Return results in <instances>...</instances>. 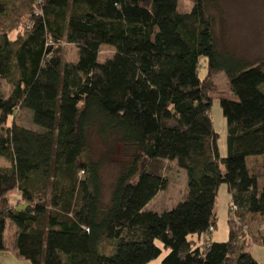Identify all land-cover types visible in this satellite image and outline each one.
<instances>
[{"label": "trees", "instance_id": "trees-1", "mask_svg": "<svg viewBox=\"0 0 264 264\" xmlns=\"http://www.w3.org/2000/svg\"><path fill=\"white\" fill-rule=\"evenodd\" d=\"M178 1L0 0V79L11 87L0 95V158L9 162L0 166V252L30 264H148L162 249L159 264H264L233 221L264 216V186L247 165L264 155V59L219 48L207 0L188 12ZM64 43L75 58H63ZM105 44L114 53L99 62ZM218 72L235 97L219 99L225 156L209 116ZM22 109L40 129L15 122ZM90 133L132 150L107 202ZM164 161L185 171L186 195L158 212L146 207L168 185ZM222 183L228 239L195 244L216 225L212 201Z\"/></svg>", "mask_w": 264, "mask_h": 264}, {"label": "rangeland", "instance_id": "rangeland-1", "mask_svg": "<svg viewBox=\"0 0 264 264\" xmlns=\"http://www.w3.org/2000/svg\"><path fill=\"white\" fill-rule=\"evenodd\" d=\"M194 0H179L178 9L180 12H188ZM17 3L14 8L17 7ZM208 12L215 20L214 31L219 48L227 49L238 56L253 62L264 59V0H207ZM13 7V6H12ZM8 16L1 18L3 27L12 26L15 18H19V9L15 12L9 9ZM15 31L21 32V28ZM11 33L14 36L16 33ZM114 53L113 47L102 45L99 49L98 60L103 62ZM62 55L66 60L76 57V48L72 44L64 43ZM199 76L206 73L203 60L200 63ZM10 85L0 79V95L8 96ZM209 94L211 97L209 116L213 130L217 133V145L220 156L227 154L226 146V119L222 113L219 99L222 97L235 99L228 88V81L222 72L214 73L210 76ZM15 122L25 127L40 129L31 122V115L27 110H20L15 117ZM11 119L8 121L10 124ZM90 157L93 160L102 159L100 176L102 185L103 201L107 202L111 193L112 185L122 164L131 159L132 150L125 149L121 144L109 142L106 147L102 140L95 134H89ZM108 150V153L106 154ZM264 156V155H263ZM247 159V165L252 174L260 179V185L264 186V158L262 156ZM146 162L144 161L142 167ZM9 162L0 158V166H8ZM164 174L168 179L165 189L151 199L147 209L162 211L173 207L177 202L183 200L186 195V173L180 169L174 161H164ZM14 194V192L12 193ZM13 202L18 201L16 194L10 198ZM229 202L230 193L225 183L220 184L217 193L212 201L213 210L216 216V225L210 234L202 235L200 239L196 235L192 237L199 244L205 241V237L212 241H226L229 233ZM234 226L238 227L237 232H243V237L247 241L246 250L261 263H264V248L258 243L264 232L263 215H246L242 221L233 218ZM13 229L8 227L5 231V239L12 240ZM158 245H161L157 241ZM107 246V245H106ZM105 246V247H106ZM108 247V246H107ZM106 247V248H107ZM8 251L0 252V264H30L26 259L19 258ZM168 251L162 249V253L148 264H159L163 256Z\"/></svg>", "mask_w": 264, "mask_h": 264}, {"label": "crops", "instance_id": "crops-1", "mask_svg": "<svg viewBox=\"0 0 264 264\" xmlns=\"http://www.w3.org/2000/svg\"><path fill=\"white\" fill-rule=\"evenodd\" d=\"M257 158H261V157H257ZM262 158H264V156H262ZM259 180V182H260V179H258ZM251 215H254V214H250V216ZM255 215H258V214H255ZM262 236L264 235V232H263V230H262V234H261ZM6 251H8L7 253H11L12 255H15L14 254V252L12 251V250H6ZM6 251H4V252H6ZM16 256V255H15Z\"/></svg>", "mask_w": 264, "mask_h": 264}, {"label": "built area", "instance_id": "built-area-1", "mask_svg": "<svg viewBox=\"0 0 264 264\" xmlns=\"http://www.w3.org/2000/svg\"><path fill=\"white\" fill-rule=\"evenodd\" d=\"M231 209H233V210H234V209H235V206H232V207H231Z\"/></svg>", "mask_w": 264, "mask_h": 264}]
</instances>
